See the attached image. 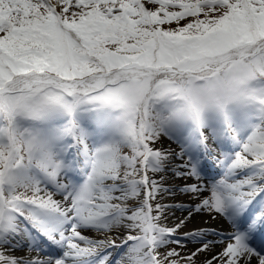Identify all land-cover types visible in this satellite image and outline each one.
<instances>
[{
	"label": "snow or ice",
	"instance_id": "snow-or-ice-1",
	"mask_svg": "<svg viewBox=\"0 0 264 264\" xmlns=\"http://www.w3.org/2000/svg\"><path fill=\"white\" fill-rule=\"evenodd\" d=\"M0 264H264V0H0Z\"/></svg>",
	"mask_w": 264,
	"mask_h": 264
}]
</instances>
